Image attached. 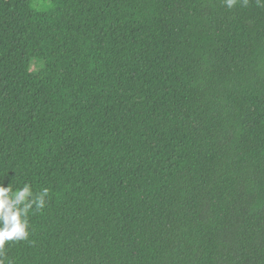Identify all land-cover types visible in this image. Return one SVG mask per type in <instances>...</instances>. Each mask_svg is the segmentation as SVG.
I'll list each match as a JSON object with an SVG mask.
<instances>
[{
	"label": "trees",
	"instance_id": "trees-1",
	"mask_svg": "<svg viewBox=\"0 0 264 264\" xmlns=\"http://www.w3.org/2000/svg\"><path fill=\"white\" fill-rule=\"evenodd\" d=\"M24 182L50 192L13 264H264V7L0 0V183Z\"/></svg>",
	"mask_w": 264,
	"mask_h": 264
},
{
	"label": "clouds",
	"instance_id": "clouds-1",
	"mask_svg": "<svg viewBox=\"0 0 264 264\" xmlns=\"http://www.w3.org/2000/svg\"><path fill=\"white\" fill-rule=\"evenodd\" d=\"M228 9L237 3L247 6L249 0H223ZM258 6L264 7V0H256ZM49 188L43 187L33 191L30 183L14 188L9 183H0V264H13L5 255V246L9 242L28 241L30 236L29 216L41 212L49 199Z\"/></svg>",
	"mask_w": 264,
	"mask_h": 264
},
{
	"label": "rangeland",
	"instance_id": "rangeland-1",
	"mask_svg": "<svg viewBox=\"0 0 264 264\" xmlns=\"http://www.w3.org/2000/svg\"><path fill=\"white\" fill-rule=\"evenodd\" d=\"M47 3H48V2L43 3V2H41V1H37V2L34 3V6L45 7V6L47 5ZM42 66H43V63H42V61H40V60H35V59H34V60H32V62H31V70H32V71H37V70H39Z\"/></svg>",
	"mask_w": 264,
	"mask_h": 264
}]
</instances>
